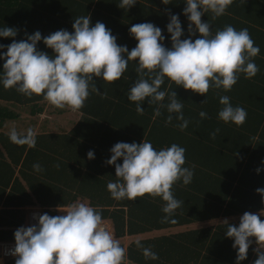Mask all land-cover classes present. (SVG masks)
<instances>
[{"label":"trees","instance_id":"obj_1","mask_svg":"<svg viewBox=\"0 0 264 264\" xmlns=\"http://www.w3.org/2000/svg\"><path fill=\"white\" fill-rule=\"evenodd\" d=\"M120 2L0 0V28L13 27L18 33L16 37H0V44L7 46L13 40L26 39L25 33L31 35L36 31L42 37L61 29L73 32L75 19L87 15L90 26L104 23L117 37V44L126 45L129 51L138 43L129 29L145 22L161 28L165 36L162 43L171 48V34L166 27L170 14H179L184 30L181 39L189 37L190 21L183 14L186 0H170L167 5L162 0H137L129 9L120 8ZM201 19L210 23L213 33L226 25L237 30L247 28L260 48L259 55L253 58L260 70L252 78L240 74L230 91L210 89L207 97L176 86L166 78L161 90L177 93L184 105V116L189 120L183 131L177 127L180 121L176 119L171 124L165 123L169 115L166 107L157 116L155 109L159 105L145 100L141 105L143 115L137 113L136 102L130 101L128 95L138 78L135 71L138 61H129L127 71L113 83L93 77L100 93L91 92L85 106L78 110L79 118L68 130L50 128L44 125V119L38 121L49 105L43 96L27 97L15 88H5L0 81V199L12 206L1 210L11 216L5 221L7 224L21 227L25 211L14 204L24 200L34 199L44 204L45 212L51 216L57 215L53 207L86 202L100 208L102 218L111 223L116 237L124 238L120 242L127 249L129 264H236L238 249L232 246L234 238L225 235L227 225L223 220L213 225L153 233L218 217H228L230 224L238 226L239 219L229 217L246 211L264 213V200L256 191L264 188V0H233L224 15L213 19L209 11ZM199 36L196 32L192 39ZM37 49L54 55L43 39L37 43ZM6 51V47L0 48V53ZM4 62L0 59V74ZM224 95L230 97L234 107L241 106L247 111L243 125L225 123L218 118L223 108L220 97ZM205 99L207 102L201 104ZM162 103H168L167 97ZM52 107L53 112L67 109ZM200 111H205L208 118L202 119ZM13 128L23 134L32 128L36 132L35 147L11 142L9 133ZM217 128L220 131L213 139L211 133ZM143 139L150 141L156 150L173 143L184 147V167L194 166L191 183L184 185L179 181L173 186L175 198L184 203L166 222H162L166 202L161 197L146 194L136 200H116L107 188L109 181L117 179L115 165L106 163L112 155V146L117 142L141 143ZM89 150L94 151V159L88 158ZM122 162V158L117 161ZM37 163L41 171L33 168ZM257 168L261 169L259 173ZM260 218L264 220V215ZM16 230L1 228L0 234H14ZM251 239L247 259L240 264H254L258 258L253 251L257 247L255 238ZM136 240L143 248L136 246ZM144 248L157 253L159 259H146ZM15 260L8 264H15Z\"/></svg>","mask_w":264,"mask_h":264},{"label":"clouds","instance_id":"obj_2","mask_svg":"<svg viewBox=\"0 0 264 264\" xmlns=\"http://www.w3.org/2000/svg\"><path fill=\"white\" fill-rule=\"evenodd\" d=\"M136 2L121 0L118 6L129 9ZM162 2L166 5L171 3L170 0ZM232 3L233 0H186L183 14L190 21L189 37L181 39L184 30L179 14H170L166 27L171 34V48L162 43L165 36L161 28L145 22L134 24L129 29L138 41L129 51L126 45L117 44V37L104 23L96 22L90 26L88 15L75 19L73 32L61 29L44 37L39 31L31 35L25 33L26 39L13 40L7 46L0 44V48H7L6 52L0 53V59L5 61L0 81L5 88H15L27 97L34 94L43 96L52 106L59 109L67 107L75 112L85 106L91 92L100 93L93 77H102L103 81L113 83L127 71L129 61H138L135 68L138 78L130 88L128 99L136 102V111L140 115L144 113L141 105L145 100L159 105L155 109L157 116L161 115L160 109L166 107L169 115L165 123L171 124L176 119L180 121L177 127L183 131L189 120L184 116V105L177 93L161 90L166 78L176 86L207 97L210 89L230 91L240 74L252 78L260 70L253 59L259 55L260 48L255 45L247 28L237 30L226 25L213 33L210 23L201 19L209 11L213 19L224 15ZM196 32L200 36L193 40ZM17 34L13 27L0 28V37H16ZM42 39L54 55L37 49V43ZM166 97L168 103L165 105L162 102ZM206 102L207 99L201 104ZM220 104L223 105L218 113L220 120L243 125L247 118L243 107H234L227 95L220 97ZM199 116L208 118L205 111H200ZM219 131L217 128L211 133L213 139ZM9 139L17 145L35 147L36 132L29 128L23 134L13 128ZM110 152L112 155L106 163L115 165L117 178L107 184L112 198L136 200L146 194L153 198L161 197L166 202L162 209L166 213L162 222L168 221L183 205L184 201L175 198L173 186L179 181L187 185L194 176V166L184 167V147L173 143L170 147L156 150L150 141L143 139L141 143L117 142ZM87 156L94 159V151L89 150ZM119 158H122V164L117 163ZM33 168L42 170L38 163ZM260 170L257 168V173ZM256 191L264 200V188ZM59 210L66 214H41L38 224L21 226L14 232L15 247L10 254L17 257L15 264H125L127 249L104 222L100 208L86 202H74ZM260 215L264 213L246 211L239 218L238 226L230 224L227 218L222 221L227 225L225 235L234 238L232 246L238 249L236 264L247 259L252 237L257 245L253 251L258 257L254 264H264V220ZM135 243L138 248H143L139 240ZM143 252L146 259H159L150 248H144Z\"/></svg>","mask_w":264,"mask_h":264},{"label":"rangeland","instance_id":"obj_3","mask_svg":"<svg viewBox=\"0 0 264 264\" xmlns=\"http://www.w3.org/2000/svg\"><path fill=\"white\" fill-rule=\"evenodd\" d=\"M51 109H53L51 104L47 105V107L45 108V111H43V113L39 115L38 121L41 122L44 119V125H48L50 128H54V129L63 128L65 130H68L72 127L74 122L80 116L79 111L74 112L70 110L69 108H67L64 112H53V110L50 111ZM243 214L244 213L233 215L232 217H229V218L239 219ZM225 218H228V217H225ZM221 220H224V219L221 217H218V218H213V219H209L206 221H200V222L196 221L188 225L174 226L170 228V230L169 229L158 230V231H154L153 233H159L163 231H177V230H180L186 227L213 225Z\"/></svg>","mask_w":264,"mask_h":264},{"label":"crops","instance_id":"obj_4","mask_svg":"<svg viewBox=\"0 0 264 264\" xmlns=\"http://www.w3.org/2000/svg\"><path fill=\"white\" fill-rule=\"evenodd\" d=\"M0 147H1V144H0ZM26 147L28 148L29 146L26 145ZM14 165H16V163ZM15 174H17V172H15ZM15 174H14V176H15ZM14 203H16V202H13V204ZM9 205L5 203V199H0V229L2 228V229H7V230H15V229H18V227H16L15 225H12V224L9 225L5 222V221H8V219L10 220L11 216L7 215L6 213H2V211H1L2 209L12 207ZM14 205H16L15 207L19 208L20 210L25 211L24 212V218H23L24 222H22V224H21V226H25V227L29 226V224H28L29 223V211L31 209L43 208V210H44V204H40L37 200H34V199L24 200V202L17 203ZM60 208H66V206L62 205V206H58V207L57 206L53 207V209H55L57 211V215L66 214V213L60 211L59 210ZM44 212H45V210H44ZM110 225H111V223H110ZM111 228H112V225H111ZM112 231H113V229H112ZM13 235L14 234L11 232L0 234V241H15V238L13 237ZM116 238L122 242L124 241L123 237H116ZM0 257H2V258H0L2 260V264H8L10 260L17 259V257H15V256H4L1 252H0ZM125 264H129L128 256L126 258Z\"/></svg>","mask_w":264,"mask_h":264},{"label":"built area","instance_id":"obj_5","mask_svg":"<svg viewBox=\"0 0 264 264\" xmlns=\"http://www.w3.org/2000/svg\"><path fill=\"white\" fill-rule=\"evenodd\" d=\"M44 210L43 208H33L29 211V226L32 225H36L38 224V216L41 214H44ZM36 215V218H33V215ZM104 222L108 225V227L110 228V230H112L110 222H108L107 220H104ZM15 247V241H0V252L4 255V256H13L10 254V250L14 249ZM2 258V257H0ZM0 264H2V260L0 259Z\"/></svg>","mask_w":264,"mask_h":264}]
</instances>
